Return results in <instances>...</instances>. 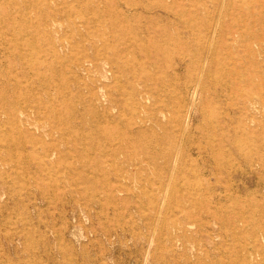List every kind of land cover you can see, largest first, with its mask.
I'll return each mask as SVG.
<instances>
[{"label": "rangeland", "instance_id": "rangeland-1", "mask_svg": "<svg viewBox=\"0 0 264 264\" xmlns=\"http://www.w3.org/2000/svg\"><path fill=\"white\" fill-rule=\"evenodd\" d=\"M0 2V264H231L252 238L205 232L264 225V0Z\"/></svg>", "mask_w": 264, "mask_h": 264}, {"label": "bare ground", "instance_id": "bare-ground-1", "mask_svg": "<svg viewBox=\"0 0 264 264\" xmlns=\"http://www.w3.org/2000/svg\"><path fill=\"white\" fill-rule=\"evenodd\" d=\"M9 1V0H8ZM7 2V1H6ZM13 2V0H12ZM17 1H15L14 3H16ZM1 3V2H0ZM19 3V2H18ZM64 3V2H63ZM118 3V2H117ZM165 4V3H164ZM224 4V3H223ZM223 4L221 6H223ZM104 5V4H103ZM106 6V5H104ZM250 6V5H249ZM248 6V7H249ZM64 7V6H63ZM89 7V6H88ZM38 8V7H37ZM91 8V7H90ZM97 8H95L96 10ZM104 9V8H103ZM250 9V7H249ZM111 10V9H109ZM14 11V10H13ZM65 11V10H64ZM108 11V10H107ZM233 11V10H232ZM73 12V11H72ZM83 12V11H82ZM89 12V11H88ZM99 12V10L97 11ZM104 12V11H103ZM222 12V10H221ZM15 13V12H14ZM79 13V12H78ZM77 14V13H76ZM100 14V13H99ZM5 15V14H4ZM28 15V14H26ZM101 15V14H100ZM105 16L108 15L107 13L104 14ZM59 16V15H58ZM61 16V15H60ZM74 16V15H73ZM104 16V17H105ZM120 16V15H119ZM30 17V16H29ZM55 17V16H54ZM112 17V16H111ZM115 17V16H114ZM220 17V15H219ZM34 18V17H33ZM122 18V17H121ZM113 19V17H112ZM218 19V17H217ZM93 20L95 21L94 17H93ZM98 20H99V15H98ZM115 20V19H114ZM77 22V21H76ZM84 23V22H83ZM102 23V22H101ZM78 25V24H77ZM84 26V24H83ZM103 26V24H101L99 26V29L100 27ZM26 27V26H25ZM220 27V26H219ZM63 28V27H62ZM66 28V27H65ZM87 28V27H86ZM104 28V27H103ZM96 29V27H95ZM72 30V29H70ZM25 31V30H24ZM39 31V30H38ZM20 33V31H19ZM23 33V32H22ZM82 33V32H81ZM89 33V31H88ZM213 33V31H212ZM25 33H23L24 35ZM70 35V34H69ZM78 35V34H77ZM80 35V34H79ZM215 35V34H214ZM226 35V34H225ZM61 36V35H60ZM73 36V35H72ZM86 36V35H85ZM21 37V36H20ZM82 37V35L80 36ZM214 37V36H212ZM14 39V38H13ZM66 39V38H65ZM230 39V38H229ZM11 40V39H10ZM68 41V40H66ZM209 41V40H208ZM213 41V40H212ZM217 41V40H216ZM18 42V40H17ZM16 42V43H17ZM21 42V41H20ZM70 42V41H69ZM15 43V42H14ZM74 43V42H73ZM213 43V42H211ZM210 43V44H211ZM217 44H219V42H216ZM78 44V43H77ZM16 45V44H15ZM28 45V44H27ZM30 45V43H29ZM218 46V45H217ZM210 47V46H209ZM15 48V47H14ZM13 48V49H14ZM72 48V47H71ZM94 48V47H93ZM75 49H77L75 47ZM85 48H83L82 50H84ZM86 50V49H85ZM18 51V50H17ZM64 51V50H63ZM80 51V50H79ZM104 52L107 53V51L103 50ZM118 51V50H117ZM115 51V54L116 52ZM121 51V49H120ZM19 52V51H18ZM36 52V51H35ZM74 52V50H73ZM208 52V50H207ZM210 52V51H209ZM34 53V52H33ZM51 53V52H50ZM76 53V52H74ZM73 53V54H74ZM121 53V52H120ZM21 54V53H20ZM37 54V53H36ZM77 54V53H76ZM74 54V56L76 55ZM100 54V53H99ZM210 54V53H209ZM22 55V54H21ZM60 56V55H59ZM89 56V55H88ZM101 56V55H100ZM123 56L125 57V55L123 54ZM32 57V56H31ZM45 57V56H44ZM120 57V56H119ZM41 58V57H40ZM149 58V57H148ZM66 60V59H65ZM123 60V59H122ZM23 61V60H21ZM58 61V60H57ZM50 62V61H49ZM127 62V61H126ZM26 63V62H25ZM211 63V62H210ZM129 64V63H128ZM28 67V66H27ZM32 67V65H31ZM243 67V66H242ZM16 68V67H15ZM129 68V67H128ZM204 68V67H203ZM209 69V68H208ZM72 70V69H71ZM114 70V69H113ZM204 70V69H203ZM202 70V71H203ZM16 71H17V68H16ZM214 72V71H213ZM50 74V73H49ZM74 74V73H73ZM113 74V73H112ZM222 74V73H221ZM199 76V75H198ZM68 77V76H66ZM64 78V77H63ZM214 78V77H213ZM39 80V79H38ZM199 81V80H198ZM257 84V83H256ZM7 85V84H6ZM202 85V83H201ZM20 87V86H19ZM120 87V86H119ZM76 88V87H75ZM145 90V89H144ZM38 91V90H37ZM48 92V91H47ZM109 92V91H108ZM121 92V91H120ZM142 90L139 91V94H141ZM120 94V93H119ZM122 94V93H121ZM105 95V94H104ZM74 96V95H73ZM143 96V94H142ZM109 97V94H107V98ZM145 97L143 96V99ZM90 99V98H89ZM92 99V98H91ZM133 99V98H132ZM147 99V98H146ZM109 104V103H108ZM96 106V105H95ZM113 106V105H112ZM113 108V107H111ZM29 115V114H27ZM31 116V115H30ZM39 116V115H38ZM41 117V116H40ZM104 117V116H103ZM42 118V117H41ZM40 118V119H41ZM30 133V132H29ZM107 136V135H106ZM9 137V136H8ZM108 137V136H107ZM257 137V136H256ZM36 138V137H35ZM109 139V137H108ZM126 139V138H125ZM25 140L27 141H31L32 144H34L36 141H37V138H36V141L34 139V137L32 135H30L29 137H26ZM27 141H24V142H27ZM6 144V143H5ZM5 144H2V145H5ZM17 145V144H16ZM78 145V144H77ZM94 145V143H93ZM7 146V144H6ZM4 147V146H3ZM85 155V154H84ZM61 159V158H60ZM58 160V159H57ZM56 160V161H57ZM49 163V162H47ZM60 169V168H59ZM49 170V169H48ZM242 174H246L245 171H241ZM173 174V173H172ZM170 176V175H169ZM170 179V178H169ZM205 203H208V206L211 204V202L213 201L214 203L212 205H210L207 209H205V212H206V216L207 217H212L213 219H219V214L223 211L225 214L227 215H230L232 212L229 211V209L227 208V203L229 201L231 202H236L238 201L237 198L235 197H232V196H228L226 194H219V196L213 194L211 199L209 200H205ZM204 203V204H205ZM200 204V203H199ZM236 216H240V219H241V213H236L235 214ZM244 215V213L242 214ZM256 220V219H255ZM258 220H262L264 222V209H262L261 213H260V216L257 218V221ZM221 221V220H220ZM241 221V220H240ZM256 221V222H257ZM237 231H239L240 233H242L243 237H246V238H252V243H249V244H245V245H240V244H235V243H224L223 242H219V243H215L211 249L207 248L206 251L208 253V255H211V254H215V253H223L225 256H227L230 260V263L231 264H264V225H257V226H253V227H247L245 225H238L234 219L230 220V223L229 224H222V226H220V229L217 230L215 228H211V227H207L206 229V232L207 235L209 237H213L215 235H220V234H224V235H232V236H237ZM180 236H182V238L184 239H187V235H185L184 233H182L181 235H178V236H174V238L176 239H180ZM238 238V237H237ZM151 241V240H150ZM183 241V240H182ZM184 243V242H183ZM239 246V247H238Z\"/></svg>", "mask_w": 264, "mask_h": 264}]
</instances>
